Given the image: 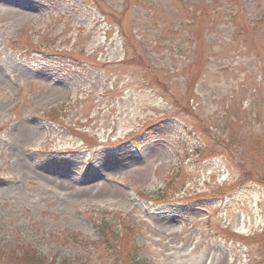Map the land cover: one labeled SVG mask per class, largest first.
I'll use <instances>...</instances> for the list:
<instances>
[{
  "label": "rangeland",
  "instance_id": "374dc122",
  "mask_svg": "<svg viewBox=\"0 0 264 264\" xmlns=\"http://www.w3.org/2000/svg\"><path fill=\"white\" fill-rule=\"evenodd\" d=\"M208 1L236 16L0 0V252L121 264L106 220L148 264H264V0Z\"/></svg>",
  "mask_w": 264,
  "mask_h": 264
},
{
  "label": "trees",
  "instance_id": "16d2710c",
  "mask_svg": "<svg viewBox=\"0 0 264 264\" xmlns=\"http://www.w3.org/2000/svg\"><path fill=\"white\" fill-rule=\"evenodd\" d=\"M177 5L174 7V19H173V30L175 32H179L187 27L193 26L198 24L200 21L204 20L205 28L209 29L213 26L217 25V22H221V18H218V16H222L224 12L223 9H218L217 6L213 2L210 1H194L191 2V0H179ZM232 1V0H228ZM235 1V0H234ZM126 9V5H123L122 10L120 11V17H118V22L122 21L124 16V11ZM226 15V18L228 20H232L235 16L234 15ZM264 19V18H260ZM259 19V20H260ZM235 21H231V26L234 27ZM264 22V21H263ZM181 27V28H179ZM177 28L179 29L177 31ZM197 37V35H196ZM195 45L197 44V41ZM192 44V43H191ZM194 45V46H195ZM193 48V44H192ZM205 52H211V49L209 47L205 48ZM214 140L216 141L217 145H223L224 147H229V144L225 143L223 139H220L219 137L214 136ZM223 148V147H222ZM230 148V147H229ZM100 225V230L98 229V244L102 247L106 248L108 251L113 252L117 255H121L120 260L121 264H148L145 258H142L139 256V249L137 245H134V250H130L129 246L127 245V242H124L121 238H119V231L114 230V228L106 221L101 220L98 222ZM131 228V227H128ZM264 235V231H263ZM251 239V238H248ZM129 248V249H125ZM125 249V252L123 250ZM7 257V259H11L12 261H15V264H79V263H73V261L69 259H60L57 261L55 258H51L48 260V258L41 256L37 254L35 251H28L25 250L22 254H15V252L11 253H4L0 252V260H3V258ZM8 260V261H9ZM80 264H84L81 262Z\"/></svg>",
  "mask_w": 264,
  "mask_h": 264
}]
</instances>
